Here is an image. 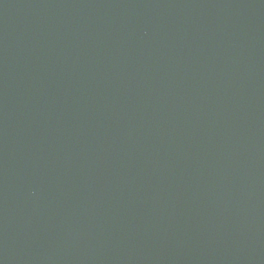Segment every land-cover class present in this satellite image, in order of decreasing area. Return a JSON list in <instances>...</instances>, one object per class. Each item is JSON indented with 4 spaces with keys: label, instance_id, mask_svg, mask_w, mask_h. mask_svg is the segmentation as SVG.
<instances>
[{
    "label": "water",
    "instance_id": "95a60500",
    "mask_svg": "<svg viewBox=\"0 0 264 264\" xmlns=\"http://www.w3.org/2000/svg\"><path fill=\"white\" fill-rule=\"evenodd\" d=\"M0 264H264V0H0Z\"/></svg>",
    "mask_w": 264,
    "mask_h": 264
}]
</instances>
